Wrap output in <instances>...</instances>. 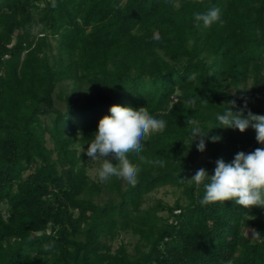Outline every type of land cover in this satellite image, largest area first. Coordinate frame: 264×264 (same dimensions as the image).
<instances>
[{
    "label": "trees",
    "instance_id": "16d2710c",
    "mask_svg": "<svg viewBox=\"0 0 264 264\" xmlns=\"http://www.w3.org/2000/svg\"><path fill=\"white\" fill-rule=\"evenodd\" d=\"M56 4L0 0V264H264V209L201 205L203 185L181 182L204 154L199 168L212 175L218 159L264 147L252 128L216 120L232 100L264 115V0ZM205 5L221 9L222 23L197 29L193 13ZM192 98L195 109L184 104ZM114 104L167 124L141 153L163 166L130 155L141 169L135 187L87 171L88 144ZM189 117L221 140L205 138L198 151ZM167 185L186 201L143 206ZM124 231L139 238L134 252L113 247Z\"/></svg>",
    "mask_w": 264,
    "mask_h": 264
},
{
    "label": "clouds",
    "instance_id": "9594fccd",
    "mask_svg": "<svg viewBox=\"0 0 264 264\" xmlns=\"http://www.w3.org/2000/svg\"><path fill=\"white\" fill-rule=\"evenodd\" d=\"M197 2L203 4V0H197ZM52 7H57L56 0H52ZM193 21L197 29L208 28L213 23L221 21V9L215 5H205L204 11L193 13ZM154 39L159 40V35H155ZM196 103L194 98L184 101V104L191 109H195ZM201 103H208V101L201 100ZM228 104L230 106L224 110L223 114L216 115L219 126L239 130L241 133L252 128L255 131L257 143L264 145V115L252 113L247 108V101L244 102L243 107L239 108L235 100L229 101ZM234 108L237 110L233 111ZM245 111H247L246 116ZM109 113L99 119L86 155L92 161H100L96 170L99 182L107 183L112 178H117L135 187L139 182L141 169L129 157L135 154L142 163L163 166L164 161L147 159L141 153L144 151L146 142L153 135L162 133L166 129V121L152 116L146 107L137 109L114 104L110 106ZM186 124L190 126V144L196 142V148L200 152L205 151V138L213 143L221 140L219 135L209 137L208 132L202 129L200 122L192 117L187 119ZM215 164L212 175L201 167L190 178L181 179V182L186 181L189 186L194 185L196 189L203 185L204 195L200 201L201 205L232 201L244 209L251 207L264 209V147H258L249 153L240 151L235 154L231 162H225L223 158H220ZM253 238H260V234L255 230H253ZM43 247L46 252H52L55 248L53 243Z\"/></svg>",
    "mask_w": 264,
    "mask_h": 264
},
{
    "label": "rangeland",
    "instance_id": "374dc122",
    "mask_svg": "<svg viewBox=\"0 0 264 264\" xmlns=\"http://www.w3.org/2000/svg\"><path fill=\"white\" fill-rule=\"evenodd\" d=\"M66 83V82H65ZM248 89H250V84H248ZM233 90V89H232ZM59 91V88L56 89V92ZM64 93L69 91V88H64ZM51 145V143H49ZM81 150V148H80ZM207 157V154H204L195 164L194 169H198L202 164L205 158ZM100 165V161H92L88 160L86 163L88 174L92 179H97L96 170ZM161 199L164 203H167L169 205L175 204L176 201H180L184 203L186 201L185 195L183 193V190L181 188H176L172 186H162L156 188L153 192H151L149 195L146 196L143 206L147 207L149 205H152L156 200ZM7 207L6 205H3V211L4 214H7ZM163 215H167L168 211L161 212ZM253 228L247 227L245 229V234L250 238H253ZM121 243L125 244L127 249L130 252L135 251L136 245L139 243V238L137 235L133 234L131 231H124L122 232L117 239L113 242V247H118Z\"/></svg>",
    "mask_w": 264,
    "mask_h": 264
}]
</instances>
